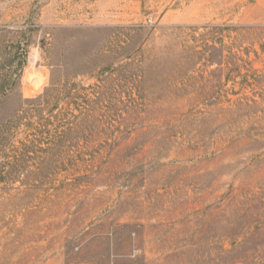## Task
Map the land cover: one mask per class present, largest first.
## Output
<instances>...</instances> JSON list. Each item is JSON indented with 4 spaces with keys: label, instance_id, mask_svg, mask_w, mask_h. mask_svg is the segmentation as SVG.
I'll list each match as a JSON object with an SVG mask.
<instances>
[{
    "label": "rangeland",
    "instance_id": "obj_1",
    "mask_svg": "<svg viewBox=\"0 0 264 264\" xmlns=\"http://www.w3.org/2000/svg\"><path fill=\"white\" fill-rule=\"evenodd\" d=\"M0 264H264V0H0Z\"/></svg>",
    "mask_w": 264,
    "mask_h": 264
}]
</instances>
